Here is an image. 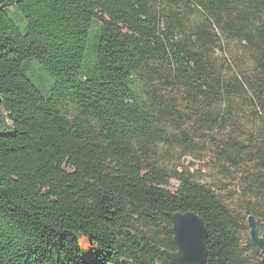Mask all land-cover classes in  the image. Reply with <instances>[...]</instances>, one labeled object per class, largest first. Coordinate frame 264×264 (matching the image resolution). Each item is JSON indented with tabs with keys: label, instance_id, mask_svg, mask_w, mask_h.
<instances>
[{
	"label": "trees",
	"instance_id": "trees-1",
	"mask_svg": "<svg viewBox=\"0 0 264 264\" xmlns=\"http://www.w3.org/2000/svg\"><path fill=\"white\" fill-rule=\"evenodd\" d=\"M200 145L244 214L163 161ZM168 211L204 219L205 264H264V0H0V264H173Z\"/></svg>",
	"mask_w": 264,
	"mask_h": 264
},
{
	"label": "rangeland",
	"instance_id": "rangeland-1",
	"mask_svg": "<svg viewBox=\"0 0 264 264\" xmlns=\"http://www.w3.org/2000/svg\"><path fill=\"white\" fill-rule=\"evenodd\" d=\"M10 17L12 20L18 25L19 31L22 35L26 33V26L27 22L24 16L21 14V12L16 8L12 7L11 11H8ZM16 15H19L22 19L20 22ZM99 30V23L95 21L93 23V32H96ZM96 42V39L90 38L89 43L91 45H94ZM226 52L219 51L218 55L220 56V60L222 61L223 58H229L235 68L239 67H245L248 63L247 58L245 57L244 53L241 51L240 46L237 42H233L230 45L226 46ZM29 68L34 72L35 75L30 74L31 79L33 83L42 91L43 94H47V84L46 83V77L45 75L52 76L46 68H44L42 65L35 63L34 61H31L28 63ZM250 64V63H249ZM39 65V66H38ZM41 69V70H40ZM41 71L40 75L39 74ZM37 75V76H36ZM53 77V76H52ZM56 79L54 78V82L51 85V87L55 84ZM9 127L12 128V125L9 124ZM181 156V157H180ZM183 156V157H182ZM185 157L188 158V160H193L195 164H190L187 161V165L189 167V170L195 174V178L199 180L200 182L214 187V190L217 191L218 194L222 196L223 199H225L226 203L230 206V208L236 212L237 214H244L243 208L240 207V194L237 193V190L239 189V183L234 179L231 178L230 180L219 171V168L216 166L218 165L213 161V153L210 149L207 147L200 145L196 148V153L191 155H183L180 151L177 149L171 148L169 152H167V155L165 156V159L163 161L167 162L169 164V167H180V164L182 163V159ZM182 158V159H181ZM176 181H172V187L175 186ZM243 234L245 236H250V229L244 230ZM80 247L83 251V260L86 263H90L92 261V254L93 249L92 246L89 244L88 240L86 239H80Z\"/></svg>",
	"mask_w": 264,
	"mask_h": 264
},
{
	"label": "water",
	"instance_id": "water-1",
	"mask_svg": "<svg viewBox=\"0 0 264 264\" xmlns=\"http://www.w3.org/2000/svg\"><path fill=\"white\" fill-rule=\"evenodd\" d=\"M190 164H195L193 160L183 159ZM143 212L152 216L153 212L147 208ZM167 216L173 224L175 250L163 248L165 256L173 264H205L208 258L207 239L209 231L204 219L194 211H168ZM248 226L250 238L260 249L264 262V235L261 232L259 220L253 213L248 216ZM126 264V261H124Z\"/></svg>",
	"mask_w": 264,
	"mask_h": 264
}]
</instances>
